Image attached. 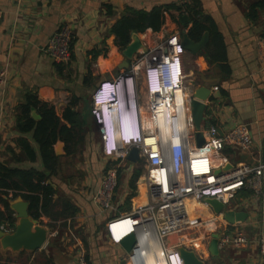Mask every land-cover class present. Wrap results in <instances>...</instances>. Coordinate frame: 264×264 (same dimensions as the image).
<instances>
[{
  "label": "crops",
  "instance_id": "obj_1",
  "mask_svg": "<svg viewBox=\"0 0 264 264\" xmlns=\"http://www.w3.org/2000/svg\"><path fill=\"white\" fill-rule=\"evenodd\" d=\"M193 8L200 12L199 18L206 25H217L224 37L226 60H209L205 47L198 53L186 50L184 89L192 97L204 87L210 89L204 101L217 99L219 115L215 121L224 130L238 123L248 124L255 149L264 160V61L261 57L264 0H0V70L5 67L8 70L7 84L0 92V162L11 168L43 173L44 182L56 190L53 199L56 206L51 208V213L61 212L65 201L75 210L74 215L67 213L58 219L42 212L39 219L50 231L47 243L34 252L1 253L0 264H79L81 254L89 264L126 263L124 255L128 252L110 241L107 221L114 214L129 212L146 201L149 169L143 166L136 179L133 176L142 165L134 164L120 171L114 196L119 212L101 213L95 196L107 159L102 154L101 132L92 114V95L100 81L115 77L127 68L135 53L171 35L183 38L188 34L193 25L190 11ZM155 9L162 14L159 29H132L129 43L122 45L114 27L126 16L150 14ZM62 25L72 30L71 58L67 62H58L45 51L49 37ZM135 38L140 47L129 59L125 50ZM221 65L229 66V71H224ZM31 94L39 101L29 111L35 121L41 119L45 108L53 109L59 119L47 136V140H54L55 162L50 168L41 152L38 140L43 136H37V123L28 131L20 127L25 126L23 104ZM143 112H148L146 98H143ZM26 144L34 149L35 160L27 154ZM239 157L249 160L245 155L239 154ZM18 196L1 195L9 205ZM200 205L204 212L200 215L196 209L194 214L202 220L186 234L193 241L186 248L195 252L203 264H216L207 252V243L214 231L238 228L251 238L264 234V195L256 201L245 197L244 204L236 208V211L250 210L245 222L230 223L207 202ZM1 210H5V205L0 201ZM11 211L17 219L16 211ZM0 228L13 231L15 226L6 218L0 220ZM53 231L57 233L52 234ZM177 238L172 236L170 242L174 243ZM220 251L221 264H260L257 243L241 247L226 243ZM6 257L11 260L7 261Z\"/></svg>",
  "mask_w": 264,
  "mask_h": 264
},
{
  "label": "built area",
  "instance_id": "obj_2",
  "mask_svg": "<svg viewBox=\"0 0 264 264\" xmlns=\"http://www.w3.org/2000/svg\"><path fill=\"white\" fill-rule=\"evenodd\" d=\"M71 44L72 30L68 25H62L49 37L45 51L56 61L67 62L71 58ZM185 53L182 38L171 35L157 45L135 53L127 68L115 77L100 81L92 95V114L101 118L100 105H111L108 91L117 81L133 77L138 85L142 136L130 144L120 143L113 155L105 154L106 136H101L102 154L107 164L95 200L101 213L119 212L114 204L119 172L134 164L149 169L146 201L129 212L114 214L107 221L113 244L121 246L123 238L135 234L134 248L139 249L144 264L149 260L152 264L185 262L180 248L189 250L186 245L193 241L188 240L186 234L202 220L201 216L191 214L192 203L218 198L224 203V211H236L244 204L245 197L256 201L264 195V160L255 149L250 126L242 122L228 130L221 128L215 121L216 113L208 111L210 105L218 102L214 97L206 101L201 125L204 138L202 144L197 143L191 106L193 97L184 89ZM261 57L264 61V41ZM7 73L6 67L0 70V92L7 84ZM143 98L147 99V114L143 112ZM134 148L138 150V159L131 161L129 157ZM239 154L249 160L240 159ZM217 158L219 164L215 163ZM229 162L233 164L231 169L217 172ZM234 198H239L240 202L233 205ZM121 221H129L130 227L118 232L117 236L113 225ZM217 231L222 235L220 250L226 243L235 247L257 243L259 263L264 264V234L251 238L238 228ZM56 233L53 231L52 234ZM172 236L178 237L174 243L170 242ZM211 237L212 234L207 252ZM124 256L125 264H135L133 254ZM79 264H89L84 254L80 255Z\"/></svg>",
  "mask_w": 264,
  "mask_h": 264
},
{
  "label": "trees",
  "instance_id": "obj_3",
  "mask_svg": "<svg viewBox=\"0 0 264 264\" xmlns=\"http://www.w3.org/2000/svg\"><path fill=\"white\" fill-rule=\"evenodd\" d=\"M178 10L189 11L186 7L175 6ZM193 14V25L189 29L188 35L191 39L200 40L205 32L209 31L210 40L205 45L204 53L211 61H224L226 60V47L224 42V37L219 31L216 24L206 25L202 18H199V11L196 8L190 10ZM208 19V18H207ZM162 23V14L159 9H155L150 14L136 13L124 17L113 29L116 36L121 40L122 45L129 43L131 34L130 30L134 29L136 31H144L148 27L158 30ZM221 68L229 71V66L221 65ZM34 100V101H33ZM39 101L36 95L31 94L27 97L26 103L23 104L24 115L27 118L25 121V126L22 127L23 130L28 131L32 129L37 123L36 133L40 138L42 134L43 138H40L39 143L41 146V152L44 161L49 168L53 166L55 162V153L53 151V141L47 140V136L51 135V131L58 125L59 119L53 109L45 108L42 109V117L39 121H35L29 114L31 106H37ZM27 154L32 160H35L36 153L34 149L26 144ZM122 171V170H121ZM143 171V166L136 170L133 178H138V176ZM120 173V172H119ZM45 175L35 169H20L11 168L0 162V201L5 205V210L0 211V220L9 218L10 225L15 226L16 218L11 215V209L9 202L1 197L2 194L13 197L21 194L24 199L29 201V213L39 219L41 213L50 216L52 219L63 218L67 215H74L75 210L70 202L65 201L64 209L59 213H51V208L56 206L53 202L55 189L44 182ZM134 179V180H135ZM23 191H26L23 193ZM66 204V206H65ZM70 211V212H68ZM67 225V223L65 224ZM1 255V251H0ZM10 261V257H6ZM1 259V258H0Z\"/></svg>",
  "mask_w": 264,
  "mask_h": 264
},
{
  "label": "water",
  "instance_id": "obj_4",
  "mask_svg": "<svg viewBox=\"0 0 264 264\" xmlns=\"http://www.w3.org/2000/svg\"><path fill=\"white\" fill-rule=\"evenodd\" d=\"M208 40L209 34L207 32L199 42L192 40L188 34H184L182 38V45L186 50H189L193 53H198L205 47ZM139 47L140 42L137 38H135V41L127 46L125 50V55L127 58L130 59ZM127 63L129 65L128 61ZM204 88L196 92L191 102L192 117L196 128L197 143L199 145L202 144L204 138L203 132L201 130L203 117L207 108V104L204 100L210 93V89ZM203 92H205L207 95L203 94ZM36 117H38L37 114ZM58 152L60 151L58 150ZM129 159L131 161H136L138 159L137 149H132ZM215 163L219 164L220 159L217 158ZM232 167L233 164L229 162L222 169L217 170V172L231 169ZM205 201L214 209L217 214L223 213V215H225V219L230 223L245 222L250 214L246 208L237 211H224V203L218 198H207ZM10 205L11 209L17 213V220L15 223V229L13 231H5L0 228L1 253L5 255L8 252H11L13 255H17L23 251L34 252L38 249H41L49 240L50 231L48 230V226L43 224L40 219L33 217L29 213V202L26 201L22 196H18L15 200H10ZM221 238L222 235L219 231L213 232L208 246L209 252L211 256L215 258L216 264H221V251L219 247ZM135 243V234L131 233L123 238L120 244L126 252L133 254L135 264H144L139 249L135 250L134 248ZM180 254L187 264H203V262L197 258L195 252L189 251L184 247L180 248Z\"/></svg>",
  "mask_w": 264,
  "mask_h": 264
},
{
  "label": "clouds",
  "instance_id": "obj_5",
  "mask_svg": "<svg viewBox=\"0 0 264 264\" xmlns=\"http://www.w3.org/2000/svg\"><path fill=\"white\" fill-rule=\"evenodd\" d=\"M108 97L112 98L111 105H100L101 118L96 116L94 119L101 136H106L105 154L113 155L120 143L139 141L143 133L139 89L135 78L117 81L108 91ZM172 262L180 264L177 260Z\"/></svg>",
  "mask_w": 264,
  "mask_h": 264
},
{
  "label": "bare ground",
  "instance_id": "obj_6",
  "mask_svg": "<svg viewBox=\"0 0 264 264\" xmlns=\"http://www.w3.org/2000/svg\"><path fill=\"white\" fill-rule=\"evenodd\" d=\"M164 130H166L165 127H164ZM141 201H144V197H143V199H141ZM196 209L199 210L198 214H200V215H202V213L204 212L203 207H201V205L198 204L197 202H194V203L191 204V209L189 207V210H191L190 212H191L192 215H194V212H195ZM128 222L129 221H121V222H117V223H115L113 225V230H114V232L116 233L117 236H119L118 232L126 231V230L129 229L130 226H129ZM148 264H152V260H149Z\"/></svg>",
  "mask_w": 264,
  "mask_h": 264
},
{
  "label": "rangeland",
  "instance_id": "obj_7",
  "mask_svg": "<svg viewBox=\"0 0 264 264\" xmlns=\"http://www.w3.org/2000/svg\"><path fill=\"white\" fill-rule=\"evenodd\" d=\"M212 110V112H214V113H216V115L218 116V114H219V108H218V104L217 103H215V104H213V105H210L209 107H208V111H211ZM94 141V140H93ZM238 202H240V200H239V198H234L233 200H232V204L233 205H235L236 203H238ZM204 209V208H203ZM249 211V213L251 214V212H250V210H248ZM68 246H70V247H72V249H73V246H71V244H69ZM74 250V249H73ZM213 259H215L213 256H211Z\"/></svg>",
  "mask_w": 264,
  "mask_h": 264
}]
</instances>
